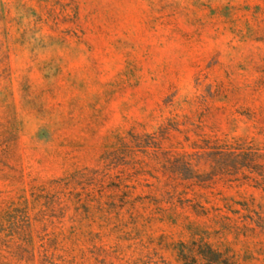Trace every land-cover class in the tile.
Returning a JSON list of instances; mask_svg holds the SVG:
<instances>
[{
    "label": "rangeland",
    "instance_id": "rangeland-1",
    "mask_svg": "<svg viewBox=\"0 0 264 264\" xmlns=\"http://www.w3.org/2000/svg\"><path fill=\"white\" fill-rule=\"evenodd\" d=\"M0 264H264V0H0Z\"/></svg>",
    "mask_w": 264,
    "mask_h": 264
}]
</instances>
